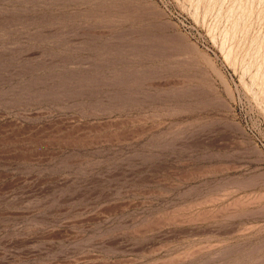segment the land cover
Returning <instances> with one entry per match:
<instances>
[{"label":"rangeland","instance_id":"1","mask_svg":"<svg viewBox=\"0 0 264 264\" xmlns=\"http://www.w3.org/2000/svg\"><path fill=\"white\" fill-rule=\"evenodd\" d=\"M0 264H264V0H0Z\"/></svg>","mask_w":264,"mask_h":264}]
</instances>
